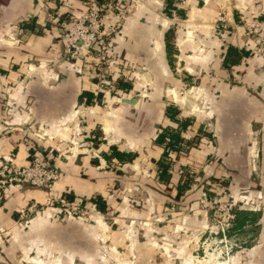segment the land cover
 Segmentation results:
<instances>
[{"label": "crops", "instance_id": "1", "mask_svg": "<svg viewBox=\"0 0 264 264\" xmlns=\"http://www.w3.org/2000/svg\"><path fill=\"white\" fill-rule=\"evenodd\" d=\"M88 1L0 0V161L10 158L20 167L37 153L48 159L59 176L50 192L27 185L8 188L0 207V228L13 227L27 215L31 204L42 206L29 213L32 219L13 231L14 237L22 239L37 231L56 240L62 251L79 254L75 245L97 239L93 222L80 226L60 208L43 210L49 199L65 197L82 202L105 220L118 240L135 238L137 246L132 253L136 264H148L160 252L153 241L161 233H174L171 222L178 217L176 212H165L168 206L156 186L172 188L177 200L184 167L214 152L231 180L240 182L250 174L252 138L259 141L264 167V67L255 54V42L245 37L238 25L242 16L264 21V0H186L188 10L178 24L169 54L165 39L173 23L160 13L166 1L140 0L122 36L112 40L111 56L145 68L149 74L143 73V77L153 80V96L138 97L129 89L127 97L116 105L112 104L113 92H106L123 91L117 86V77L105 91L91 56L73 63L62 56L57 22L81 16ZM220 9L227 10V28L219 36L209 35L210 21ZM230 50L236 52L235 57L229 55ZM177 55L183 65L182 78L174 70ZM182 90L200 94L205 101L202 107L210 110L211 124L201 114L190 112L192 101L181 97ZM85 92L102 98L86 105ZM169 101L178 110L174 119L167 116ZM181 122L186 123L183 130ZM164 129L182 139L173 152L166 182L159 179L157 166L164 148L155 144ZM209 131L216 147L206 135ZM194 139L197 146L188 148ZM111 148L132 154L134 159L118 160L111 155ZM95 199L102 202V211L93 205ZM195 217L186 227L202 226L203 217ZM254 254L255 259L245 264H264V247Z\"/></svg>", "mask_w": 264, "mask_h": 264}, {"label": "rangeland", "instance_id": "2", "mask_svg": "<svg viewBox=\"0 0 264 264\" xmlns=\"http://www.w3.org/2000/svg\"><path fill=\"white\" fill-rule=\"evenodd\" d=\"M173 2L178 10L186 13L185 10H188L186 0H173ZM103 3L110 6L111 15L110 18L107 17V21H114L116 15L123 17L119 21V28L111 36L112 41L116 36H122L129 18L134 15L141 3L140 0H104ZM160 8L163 17L172 19L173 26L166 33L165 39L172 46L177 38L176 33L179 29L178 24H181V17H178L175 11L168 9L166 3L161 4ZM226 12L227 10L220 9L218 14L211 19L207 31L209 35L223 34L222 27L227 28L229 23ZM173 17L177 18L173 19ZM177 56L175 58L177 66H174V70L177 76L182 78L184 75L183 65L179 64L181 57ZM111 59L113 61L112 68L102 74L101 81L106 85L105 91L110 90V87L115 84V81H112L113 77H117V81L121 80L123 84L130 87L132 94L138 95V97L143 95L144 98L153 96V80L151 77H143V73L149 74L145 68L142 69L140 66L138 68L135 64H131L119 56H111ZM112 92L114 95L113 105L120 104V99L126 98V95L129 94L125 91L114 93V89L106 93ZM181 93V97L185 96L192 101L190 112L201 114L205 121L211 124L210 110L202 107V103L204 104L205 101L200 94L196 90H192L190 93H185L182 90ZM174 106L170 102L167 108H176ZM108 118H111L110 114ZM180 118L183 119L181 116ZM188 119L190 117L185 120ZM209 132L206 135H209V139L213 143L215 138L213 139L211 131ZM46 138L43 140L44 142ZM196 142L197 139L192 140L190 144H187L188 148L196 147ZM118 144L122 143L118 142ZM214 146L216 147V144ZM260 148L257 138L254 140L252 138L249 145L250 158L248 161L250 174L242 176L240 182L238 180L235 182V178L234 181L231 180L229 170L214 152L206 156L203 155L195 162L192 160L191 165L188 164L187 167H184L182 184L186 185L182 187L181 196L177 200L174 198L172 188L169 189L163 184L156 186L157 191L166 202L165 206H168L165 212L168 215L176 212L178 217L174 223L171 222L176 230L174 233H161L160 237L153 241V245L156 246L154 248L159 249L161 253L155 255L148 261V264H245L255 259L256 254L254 253L264 247V231L262 232V228H264V167L259 156ZM183 153L182 151L180 155L184 156ZM171 155L172 158L169 155L165 158L170 163L173 162L175 154L172 152ZM178 160L176 158L174 162ZM176 204L182 205L180 209L175 207ZM46 208L50 207L44 206L43 210ZM239 210L254 213L255 223L247 225L241 230L232 229L235 212ZM40 212L42 211L40 210ZM197 215H201L204 219L202 226L192 229L186 227L188 222H191L192 218ZM31 217L32 214L27 213L13 227L0 228V264H136L137 262L136 255L132 253L134 247L137 246V240L130 236L124 241L118 240L114 237L115 233L113 234L109 230L105 220H101L91 210L72 220L80 226L91 224V221L97 228L95 241L92 239L82 240L80 244L73 247L75 252H81L79 254L67 253L71 251L68 249L67 252L62 251L56 240L42 237L38 235L37 231H33L31 236H25L22 239L15 238L13 231L22 229L26 222L32 219ZM257 219L260 220L257 222ZM65 220L67 221L68 218L65 217ZM126 248H129V254L126 252ZM92 250L94 253H90Z\"/></svg>", "mask_w": 264, "mask_h": 264}, {"label": "built area", "instance_id": "3", "mask_svg": "<svg viewBox=\"0 0 264 264\" xmlns=\"http://www.w3.org/2000/svg\"><path fill=\"white\" fill-rule=\"evenodd\" d=\"M111 15L110 6L100 0L87 2L86 10L79 16H70L57 22V29L62 42V56L68 62H76L86 57L93 58V69L97 79L102 82V74L112 68L111 36L119 28L121 15H116L112 23L106 19ZM238 25L245 37L252 39L255 44V54L262 60L264 67V21L259 18H240ZM226 29L225 26L222 27ZM119 101V100H118ZM122 99H120V102ZM59 176L45 157L34 153L28 164L16 166L12 159L0 161V207L5 199V191L13 185H27L37 190L50 192ZM44 206L62 209L68 216L79 217L89 210L82 202L70 201L65 197L49 199ZM43 206V207H44ZM31 204L28 213L41 209ZM94 210V206L92 205Z\"/></svg>", "mask_w": 264, "mask_h": 264}, {"label": "trees", "instance_id": "4", "mask_svg": "<svg viewBox=\"0 0 264 264\" xmlns=\"http://www.w3.org/2000/svg\"><path fill=\"white\" fill-rule=\"evenodd\" d=\"M166 5L168 9H171L172 11H175L178 16L181 18L185 17L184 12L178 10V8L174 5L173 0H165ZM170 15V14H168ZM166 50L169 53L173 51L172 47L166 43ZM236 52L234 50L229 51V55H234L235 57ZM118 88L122 89L125 92H128L130 87L126 84H123L121 80H118L117 82ZM83 101L86 105H91L94 103V101H99L102 98V95H98L95 97L92 93L90 92H85L83 95ZM178 110L176 108H169L167 109V116L170 119H174V117L177 115ZM177 121V120H176ZM178 122V121H177ZM179 127L181 130H183L186 127L185 122L178 123ZM182 143V139L180 138L178 133H174L173 131H169V129H164L162 130L161 133L158 134L157 138L155 139V144L162 146L164 148L163 152V158L157 162L158 166V171H159V179L163 182H166L169 178L168 175V170L170 168V162L167 161L165 158L168 156L169 152L176 151L178 148L179 144ZM111 155L118 159V160H125L127 162H131L134 159V156L129 153L121 152L118 151L116 148H111ZM186 184H179L178 186V191L182 190V187L185 186ZM93 205L95 208L98 210H103V204L99 199L93 200ZM256 221L255 214L252 212L244 211V210H239L235 212V218L232 221V229H238L241 230L247 225L253 224Z\"/></svg>", "mask_w": 264, "mask_h": 264}]
</instances>
